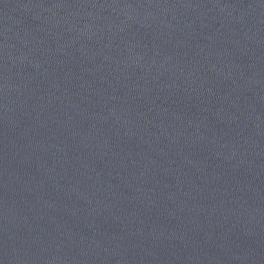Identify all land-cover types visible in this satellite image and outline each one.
Masks as SVG:
<instances>
[{
    "label": "water",
    "instance_id": "95a60500",
    "mask_svg": "<svg viewBox=\"0 0 264 264\" xmlns=\"http://www.w3.org/2000/svg\"><path fill=\"white\" fill-rule=\"evenodd\" d=\"M0 264H264V0H0Z\"/></svg>",
    "mask_w": 264,
    "mask_h": 264
}]
</instances>
